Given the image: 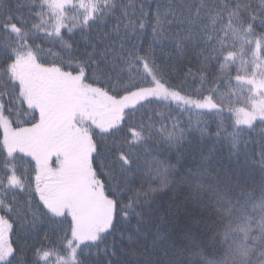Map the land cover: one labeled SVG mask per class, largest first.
<instances>
[{
    "label": "snow or ice",
    "instance_id": "obj_1",
    "mask_svg": "<svg viewBox=\"0 0 264 264\" xmlns=\"http://www.w3.org/2000/svg\"><path fill=\"white\" fill-rule=\"evenodd\" d=\"M0 264H264V0H0Z\"/></svg>",
    "mask_w": 264,
    "mask_h": 264
},
{
    "label": "trees",
    "instance_id": "obj_2",
    "mask_svg": "<svg viewBox=\"0 0 264 264\" xmlns=\"http://www.w3.org/2000/svg\"><path fill=\"white\" fill-rule=\"evenodd\" d=\"M173 75H175L177 77L176 83H179L183 79V72L182 71L181 72H175V73H173Z\"/></svg>",
    "mask_w": 264,
    "mask_h": 264
}]
</instances>
